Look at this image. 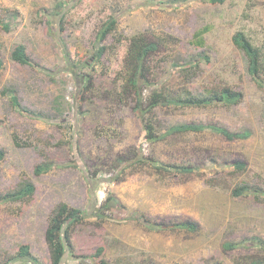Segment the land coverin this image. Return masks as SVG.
I'll return each mask as SVG.
<instances>
[{"label": "rangeland", "instance_id": "374dc122", "mask_svg": "<svg viewBox=\"0 0 264 264\" xmlns=\"http://www.w3.org/2000/svg\"><path fill=\"white\" fill-rule=\"evenodd\" d=\"M56 12L62 19L49 22ZM112 17L115 29L98 42L101 26ZM200 30L201 47L193 43ZM236 32L259 49L264 67V0H0V199L24 184L34 187L30 197L0 202V264H27L10 261L24 245L49 264L45 232L62 205L86 216L69 229L61 264L264 259L256 247L224 249L227 243L264 240V197L232 194L245 184L264 189V88L252 80L245 55L233 45ZM140 36L158 46L146 64L153 88L197 96L228 87L242 94L230 106L161 107L162 132L201 124L251 136L226 140L204 131L142 144L144 158L188 166L190 173L157 171L146 160L135 164L142 128L125 78L129 41ZM17 45L25 47L33 66L10 61ZM175 63L194 67L182 71ZM82 76L92 78L91 87L80 85ZM9 88L23 108L42 116L15 110ZM236 162L245 163V170L236 171ZM45 164L51 168L36 174ZM107 198L121 208L103 209ZM133 214L167 226L192 222L196 231L151 230L129 221ZM99 248L103 252L96 256Z\"/></svg>", "mask_w": 264, "mask_h": 264}, {"label": "trees", "instance_id": "16d2710c", "mask_svg": "<svg viewBox=\"0 0 264 264\" xmlns=\"http://www.w3.org/2000/svg\"><path fill=\"white\" fill-rule=\"evenodd\" d=\"M211 4H222L224 0H206ZM61 7V5H58ZM60 15V17H59ZM62 14L56 12L53 15H49V22L53 19H62ZM117 24V20L112 17L108 21H106L102 26L100 31L98 32L97 40L101 42L104 40L107 35H109ZM3 27L7 30V24L3 25ZM204 31L200 30L196 32L194 35L195 45L201 47L203 46V35ZM233 45L240 50L247 59V72L252 78V80L256 83L258 87L264 88V67L260 63V51L256 48L250 40L245 36L242 32H236L232 36ZM104 48L101 47L98 50V57L101 56ZM158 46L155 42L147 41L143 36L140 37H132L128 44L127 50V76L125 78V88L131 92L134 97V111L140 121L142 128V136L139 144V149L137 152L135 151V164H142L146 160L155 170L157 171H166V172H179V173H190L193 171L192 168L188 166H170L159 161L149 158H144L140 155V149L143 143L153 144L157 141L164 139L165 137L173 134H182V133H201L204 131H210L215 134L222 136L226 140H245L251 136L249 131H243L240 133H231L222 127H218L215 125H199V124H178L171 128H168L165 132L161 131V126L159 125V117L157 114V109L161 107H206L215 104H222L226 106L237 104L242 99V94L239 92L232 91L228 87L215 88L211 90H205V94H199L194 96L189 92L184 93H176L172 91H168L163 87H152L151 83H149L146 78V64L152 54L157 52ZM9 59L12 62L20 64L22 66H33V63L30 61L26 49L23 45H17L10 53ZM183 65V66H181ZM2 67V63H0V68ZM174 68H180L182 71H187V68L191 69L194 65L186 63L180 64L175 63L172 65ZM76 72V71H75ZM80 85L84 89L91 87L92 78L89 76L80 77ZM151 87V89H150ZM10 102L12 106L18 112L22 114H31L36 115V117L42 116L41 113L31 112L28 109L23 108L19 102L17 97L15 96L13 90L11 88L7 89ZM76 98V97H75ZM2 157V153L0 152V158ZM125 160L123 158H119L118 163L122 165ZM129 165L132 167L133 164ZM233 167L236 171H244L246 168L245 163L236 162L233 164ZM51 168V165H39L35 169L36 174H41L43 172L48 171ZM34 192V187L32 184H24L21 188H19L14 193H9L3 196L0 199V202L4 201H19L23 200L27 197H30ZM232 194L234 196H244V195H253L258 197L261 195L264 197V189L262 190L256 186H248L247 184L243 186H238L232 190ZM121 208L119 202L115 198H107L105 204L103 205V209L114 210ZM101 209L97 208L95 210V214L97 217L102 218ZM85 213L77 210V209H68L66 206L62 205L57 207L53 216L51 217L48 227L45 232V241L49 250V264H61L63 262L64 256L67 251H69L70 247V237H69V229L75 225L76 223L81 222L85 218ZM129 221H134L136 223H140L146 226V228L151 230H162V229H182L194 232L196 231V224L192 222H184L180 224H174L171 226L162 225V224H154L149 222L143 216L138 214H133L128 217ZM237 246L242 247H256L257 249L264 250V240L254 237L250 239L248 242L236 243V244H225V250L235 249ZM103 252V248H99L96 252V256L101 255ZM83 260L84 258L81 257ZM13 262H25L27 264H42L38 260H36L29 252V247L24 245L21 246L16 253V255L10 259ZM9 261V262H10ZM99 264H110L105 262L104 260H100ZM247 264H264L263 258H253Z\"/></svg>", "mask_w": 264, "mask_h": 264}]
</instances>
